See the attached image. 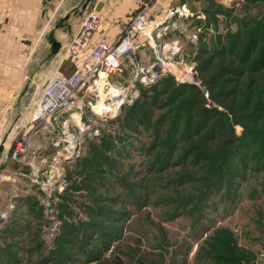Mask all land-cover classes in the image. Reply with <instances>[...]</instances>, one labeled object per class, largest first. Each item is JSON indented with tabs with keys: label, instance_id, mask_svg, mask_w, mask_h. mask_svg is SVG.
Wrapping results in <instances>:
<instances>
[{
	"label": "rangeland",
	"instance_id": "1",
	"mask_svg": "<svg viewBox=\"0 0 264 264\" xmlns=\"http://www.w3.org/2000/svg\"><path fill=\"white\" fill-rule=\"evenodd\" d=\"M186 2L183 11L182 6L166 14L149 10L157 22L172 15L163 39L171 51L159 55L169 72L149 87L139 86L137 100L154 112L148 124L141 118L142 125L134 121L123 127L128 106L113 119L92 118L93 129L81 137L77 158L60 165L58 179L51 177L56 165L48 146L36 151L37 144L30 143L25 165L19 166V158L2 163L29 127L22 119L24 104L41 92L40 81L26 88L29 68L48 54L47 41L37 46L29 41V51L35 52L27 71L26 48L7 31L12 18L0 15V264L14 261L6 258L16 243L23 250L13 254L24 264H264V112L261 118L250 114L256 101L264 100V67L254 71L256 59L247 65L242 54L255 29L260 30L255 39L264 34V0ZM14 3L0 0V14ZM66 15L81 19L78 13ZM235 37L241 41L236 54L230 48ZM47 75L42 71L36 79ZM169 82L191 89L186 107L194 122L207 115L200 100L206 110L230 121L221 115L216 138L206 140L205 128L167 164L157 160L168 144L151 146L153 122L168 101L163 91L172 89ZM239 122L254 134L246 151ZM166 135L167 130L158 140L166 141ZM233 135L240 138L233 142L239 144L233 153L235 178L199 193L205 181L214 180L218 147ZM38 151L47 160L41 167L36 166ZM18 166L20 172L12 174ZM31 168L40 170L33 174Z\"/></svg>",
	"mask_w": 264,
	"mask_h": 264
},
{
	"label": "built area",
	"instance_id": "2",
	"mask_svg": "<svg viewBox=\"0 0 264 264\" xmlns=\"http://www.w3.org/2000/svg\"><path fill=\"white\" fill-rule=\"evenodd\" d=\"M153 1L144 0L140 3L111 42L107 38H98L105 31L101 29V25L105 24L103 15L92 10L85 16L65 50V57L73 66V71L68 75L57 72L42 83L39 97L32 100L29 106L28 129L22 131L2 163L19 158L23 161L19 166L25 165L30 143L37 144L36 151L48 146L54 153L56 165V168L50 166L54 169L51 177L58 179L60 165L72 163L77 158L81 137L93 129L92 118L102 121L115 118L120 105L124 109L137 100L139 86L149 87L169 72L167 64L159 55L171 51L165 49L167 42L163 39L168 31L164 23L172 13L165 15L161 21L151 20L149 10ZM181 9L183 11L184 7ZM177 12L180 13L179 10ZM112 78L119 79L114 81ZM103 80H106L105 85ZM101 83L104 85V94L99 90ZM111 86L115 89L110 93ZM100 103L111 108L117 105L115 113L106 111L99 114L94 109ZM88 113L90 116H87ZM75 116L85 127L84 132H80L73 118ZM93 133L97 134L98 130L94 129ZM41 140L43 143L38 142ZM43 151L36 154L37 167L47 162L44 156L39 155ZM19 166L12 174L20 172ZM31 170L35 174L40 168Z\"/></svg>",
	"mask_w": 264,
	"mask_h": 264
},
{
	"label": "crops",
	"instance_id": "3",
	"mask_svg": "<svg viewBox=\"0 0 264 264\" xmlns=\"http://www.w3.org/2000/svg\"><path fill=\"white\" fill-rule=\"evenodd\" d=\"M9 1H16V3L13 4L14 6L12 5L10 8H7L6 11L2 12L0 15L3 18H12L9 20L7 31L14 35L13 40H16L22 49L26 48L24 54L25 57L27 56L25 65L26 70L29 65L28 57H31L35 52V49L29 51V44L27 43L32 41L34 42L33 46H37L40 42L43 43L47 41L45 49L49 59L47 58L46 60L45 58L40 62L36 61L37 64L34 68H32V66L29 68L31 73H29L28 78H26L28 80L26 88L31 89L32 83L37 81L43 83L57 72L66 75L71 74L73 66L66 59L65 50L68 42L77 33L82 20L90 11L93 10L103 15V20L107 27L104 33H101L98 38L100 40L107 38L111 42L114 40L116 33L120 30L126 19L129 18L130 14L135 12L139 4L144 0H83V3L82 0ZM186 1L187 0H154L151 3V12L155 11V13H157L163 11V13H165L170 8L172 9L178 6L186 7ZM17 2H22L24 5L22 7L18 5V8ZM118 8L124 10H118ZM46 9L48 10L44 13ZM75 9H77V13L81 16L79 21H76L70 15L66 17V14H72V16L76 15V11L74 12ZM62 11L63 16H58ZM45 49L39 48L38 51H43L45 54ZM42 71L47 72L48 75L46 78L40 77L36 79ZM30 103L31 101L29 102L28 100V102L24 104L25 107L22 119L25 121H28L30 117Z\"/></svg>",
	"mask_w": 264,
	"mask_h": 264
},
{
	"label": "trees",
	"instance_id": "4",
	"mask_svg": "<svg viewBox=\"0 0 264 264\" xmlns=\"http://www.w3.org/2000/svg\"><path fill=\"white\" fill-rule=\"evenodd\" d=\"M255 34L257 35L260 30L255 29ZM256 35H254L247 43L245 46V61L246 64H251L253 60L256 59V61L253 64V69L254 71H257L258 68L264 67V45H261L262 41L264 40V34L262 33V37L260 39H255ZM241 41L239 40L238 37H235L233 39V43L230 46L231 51L234 52V54L237 53V51L240 49ZM255 67V68H254ZM171 81V80H170ZM169 87H171V91L168 92L167 90L164 89L163 93H166L165 99H168V101L162 105V109H164V113L161 114L156 120L153 122V128H154V139H153V144L151 146V150L154 149L157 145H163L164 142L168 144L167 148L165 149V153L162 154L157 161H161L164 159L167 164L169 163L168 160H172L173 156L176 154L178 155L180 152V146L183 145L186 142H189L192 137H196L198 133L203 131L205 128H208L209 131L207 134L204 136L206 140H211L212 138H216L218 136V130L216 124L219 122V124H222V120L219 118L221 115H224L227 121H230L228 117L225 114H221L217 111H208L206 110L200 100V105L203 108V112H205L207 115L205 116V119L201 123H196L194 122V113H191L190 111L187 110V102L188 99L186 98V95L191 92V89L188 88V86L185 85H175L172 82H169L168 84ZM144 93L142 94V96ZM158 97V95H157ZM261 98L264 99V95L260 96ZM157 99V98H156ZM155 99V100H156ZM144 105V106H143ZM146 103L141 101V99L136 100L131 106H128L129 109L125 112L124 118L129 119L128 121L122 122L123 127L127 126V123L134 124V121L138 123L139 125H142V122L140 119H145L146 120V125L150 121L152 115H153V109H147L146 108ZM188 106V105H187ZM264 112V100L259 102L256 101L255 108L253 112H251V118L253 114H257L258 117L261 118V115ZM148 114L149 116H147ZM211 114V115H210ZM210 115V116H208ZM236 112H232V118L236 117ZM147 116V117H146ZM214 120L212 124V119ZM250 118V119H251ZM170 121V122H169ZM169 124V128L166 129L165 126ZM241 125H243L244 128V134L241 136L244 141H243V148L242 150H247V148L250 146V138L254 136L251 130H249L248 126L246 123L239 122ZM250 124V123H249ZM196 125V126H194ZM227 126H230V123L227 124ZM163 127V130L161 131L160 129ZM196 128V129H194ZM167 130V135H166V141H159L158 139L162 135L164 131ZM257 138V136L255 135ZM199 140V139H198ZM239 141L240 138L236 137L235 135L232 136V139L230 137L228 140L225 141V144L223 146L218 147V151L216 154V157H213V160L216 162L217 161V166H216V171L215 174L212 176L211 181H205L203 183V188L199 189V193L202 191L206 193V191L211 188L215 189L217 188L218 184H224L226 180L230 182V179H234L235 177V170L234 166L237 161V156L233 155V153L236 151V149L239 148V144L233 145V142ZM232 145V146H231ZM219 158V159H218ZM184 157L181 158L182 161ZM216 165V163H213ZM232 176V177H230ZM182 178L189 182L190 180L187 178V175L182 176ZM215 180H218L215 182ZM217 186V187H216ZM222 186V185H221ZM210 189V190H211ZM210 190L208 194L210 193ZM207 194V195H208ZM205 196V195H204ZM188 206V204H186ZM18 244L16 243V247L11 249L10 251V256L7 257V261L10 259H13L14 261L10 264H24L22 261L17 258L13 252L16 251H21L23 248L20 250L17 249ZM52 258H56L54 255Z\"/></svg>",
	"mask_w": 264,
	"mask_h": 264
},
{
	"label": "bare ground",
	"instance_id": "5",
	"mask_svg": "<svg viewBox=\"0 0 264 264\" xmlns=\"http://www.w3.org/2000/svg\"><path fill=\"white\" fill-rule=\"evenodd\" d=\"M164 69H165V68H164ZM103 78H105V76H103ZM102 82H104V85H105L106 80H103ZM104 85H103V83H101V86L99 87V90H100V93H101V94H104ZM114 89H115V87H114V86H111V87L109 88V92H110V93L113 92ZM120 104H122V103H120ZM120 104H118V106H119ZM116 106H117V105H116ZM116 106H115V107H116ZM121 106H122V105H120V107H121ZM115 107L111 108L110 106H107V105H105V104L100 103V104L97 105V107H95L94 110H95L96 112H99V114H103V112H106V111H110L111 114H114V113H115V110H114ZM73 118H74V121L79 125V127H80V132H84V131H85V127L82 125L81 121H79V118L76 117V116L73 117ZM81 134H83V133H81ZM64 159L69 160L70 158H68V157H64Z\"/></svg>",
	"mask_w": 264,
	"mask_h": 264
},
{
	"label": "water",
	"instance_id": "6",
	"mask_svg": "<svg viewBox=\"0 0 264 264\" xmlns=\"http://www.w3.org/2000/svg\"><path fill=\"white\" fill-rule=\"evenodd\" d=\"M122 107H123V105L119 108L118 112L115 114V117H117L121 113Z\"/></svg>",
	"mask_w": 264,
	"mask_h": 264
}]
</instances>
